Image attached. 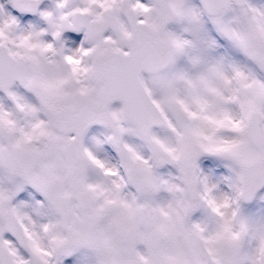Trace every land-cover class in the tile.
<instances>
[{"label":"snow or ice","instance_id":"snow-or-ice-1","mask_svg":"<svg viewBox=\"0 0 264 264\" xmlns=\"http://www.w3.org/2000/svg\"><path fill=\"white\" fill-rule=\"evenodd\" d=\"M0 264H264V0H0Z\"/></svg>","mask_w":264,"mask_h":264}]
</instances>
